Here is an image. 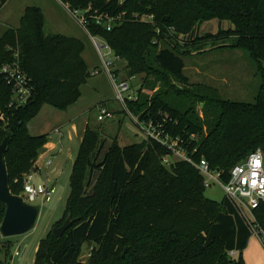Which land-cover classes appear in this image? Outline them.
I'll list each match as a JSON object with an SVG mask.
<instances>
[{
    "label": "trees",
    "instance_id": "obj_1",
    "mask_svg": "<svg viewBox=\"0 0 264 264\" xmlns=\"http://www.w3.org/2000/svg\"><path fill=\"white\" fill-rule=\"evenodd\" d=\"M8 1L0 0V11ZM60 1L71 12L85 13L86 31L127 63L128 79L145 75L149 87V79L155 78L153 88L157 81L162 83L156 95L139 91L136 101L127 102L125 113L179 139L180 149L194 162L205 159L225 183L250 153L264 152V0ZM95 16L116 23L108 30ZM214 20L229 28L199 35V28ZM207 43L211 49L206 50ZM218 49L247 53L261 85L253 104L218 101L216 122L205 135L193 108L172 105L161 92L175 89V79L185 88L178 93L207 100L211 89L187 88L184 59ZM84 50L79 39L47 35L39 7L26 8L20 26L0 38V69L18 62L34 91L26 105L10 107L12 86L0 73V146L8 138L4 158L15 196L23 193L25 177L49 143L48 135L32 136L29 124L45 105L66 112L80 100L92 75ZM101 139L98 132L86 129L65 212L53 229L69 215L74 223L63 237L50 231L40 241L35 264H245L243 253L253 236L249 225L226 196L221 202L205 197L203 178L191 164L177 161L167 166L164 160L171 150L149 137L124 147L116 138L102 156L106 145ZM6 209L0 200V226ZM253 213L264 231V203ZM84 245L91 248L87 261L81 260ZM232 251L238 252V260L230 256Z\"/></svg>",
    "mask_w": 264,
    "mask_h": 264
},
{
    "label": "rangeland",
    "instance_id": "obj_2",
    "mask_svg": "<svg viewBox=\"0 0 264 264\" xmlns=\"http://www.w3.org/2000/svg\"><path fill=\"white\" fill-rule=\"evenodd\" d=\"M28 7H42L48 16V24L45 30L47 35L55 32L51 27L52 19L57 18L70 27L72 35L76 36L85 45L83 53L84 60L92 72L93 69L101 71L99 75L89 78L88 82L82 87V96L80 100L69 108L66 112L59 111L52 106L45 105L40 114L33 119L30 124V133L32 136L49 135L56 139L58 134L55 129L59 126L70 125L73 119L78 120L79 134L74 136L71 141L68 140L70 128L61 132L64 133L62 144L64 146V157L67 155V149L73 151L71 161L68 157L62 166V176L57 180V184L50 190L46 198H42L45 189L42 185L43 178H35L36 189L40 192L39 197L33 203L40 207V214L35 228L27 234L3 237L0 235V262L7 264H35L37 247L50 231H53V225L63 218L67 199L70 194V175L72 172L73 160H75L79 150V136L82 126L88 124L89 127L101 135L104 141L105 151L111 142L118 138L119 144L129 146L140 144L147 139L143 127L137 125V122L124 112L116 99V90L112 84L109 75L104 71L101 58L94 46V41L105 47V43L100 38H93L86 33L83 27L77 23L73 17L67 13V10L59 5L56 0H10L9 3L0 11V38L9 29H17L20 26V20ZM81 14L77 17L81 18ZM228 29V23L219 24L218 21H210L203 24L199 30V35L216 34L219 29ZM221 41L215 44H220ZM211 43L205 45L206 50L211 49ZM108 54V59L113 63L111 70L116 78V68L124 67L126 71V62L117 59L113 52L107 48L103 50ZM106 56V55H105ZM184 74L189 79L187 88L192 90V86H203L211 89L205 101L192 99L189 94L178 93V90L184 91V86L175 79L172 83L175 89H165L161 93L163 98L172 105L184 104L185 109L193 108L195 116L199 118L203 125V131L206 135L210 125H214L216 117L219 114L218 101H228L244 104H253L261 85V78L256 65L252 62L247 53L240 50L218 49L202 54L193 53L186 57ZM124 80H128L125 73ZM119 79V78H118ZM145 75L136 77L131 82L133 96L136 97L139 91L150 96L156 95L162 87V83L157 81L154 86L155 78H150L151 85L148 87ZM166 92H168L166 94ZM208 92V91H207ZM101 103L107 104L113 111H116L115 117L101 122L98 119L99 110L97 106ZM185 111V110H183ZM79 118H82L81 120ZM61 138V137H60ZM106 149V150H105ZM58 160L55 159L56 164ZM95 182V180H94ZM93 182V185H94ZM93 185L91 187H93ZM91 191V189H90ZM205 197L216 202H221L225 195L224 190L219 185H214L205 189ZM23 193H20L22 196ZM9 250L8 254L7 251ZM19 252V256L15 253ZM91 248L87 245L83 247L81 256L82 261H87ZM235 260L239 259L237 255ZM245 264H264V245L258 237L252 236L247 249L243 253Z\"/></svg>",
    "mask_w": 264,
    "mask_h": 264
},
{
    "label": "built area",
    "instance_id": "obj_3",
    "mask_svg": "<svg viewBox=\"0 0 264 264\" xmlns=\"http://www.w3.org/2000/svg\"><path fill=\"white\" fill-rule=\"evenodd\" d=\"M78 14L82 15L81 18L77 17ZM72 15L78 20L79 24L85 28L87 23L85 13L75 11L72 12ZM95 19L97 24L107 28L108 30H111L116 23V20L108 16H95ZM141 20L149 21L152 20V17H143ZM93 42L101 58L103 69L109 75L116 90V99L123 110L127 111V102L137 100V96H133L134 94L132 92L131 85V82L136 78L133 77L128 80L116 78L111 70L113 63L108 59V54L103 53L105 48L109 50L111 49L106 44L105 47H102L96 41L93 40ZM0 73L6 76L7 83L12 86L13 97L10 107H20L26 105L32 97L34 91L33 87L30 85L31 80L21 70L19 63L14 62L13 64L5 65L2 69H0ZM91 74L96 76L100 74V71L94 70ZM128 114L140 127H143V131L146 133L147 137L160 142L162 145L171 150L172 155L164 160V163L167 166L177 161L188 162L202 176L206 188L219 185L224 190L226 197L233 202L239 213L245 219L253 236L258 237L264 245V231L259 226L253 213L255 209L264 203V152L261 149L250 153L243 161L237 164L230 172L229 182L225 183L221 179V173L217 170H213L205 159H202L199 162H194L183 149H180L179 139H173L169 135H163V133L158 130V127L154 126L152 122L149 124L139 123L137 118L133 117L129 112ZM112 118H114L112 111L105 107H101L99 109V121L103 122L106 119ZM1 119H3V117H1ZM57 132L60 133V131ZM193 139L197 140L196 137H193ZM51 164L52 162L49 161V165ZM39 195L40 192L34 185L30 183L24 184V191L22 195L24 201L29 204H33ZM15 255L19 256V252H16ZM237 255L238 252L236 251L230 252L231 257H236Z\"/></svg>",
    "mask_w": 264,
    "mask_h": 264
},
{
    "label": "crops",
    "instance_id": "obj_4",
    "mask_svg": "<svg viewBox=\"0 0 264 264\" xmlns=\"http://www.w3.org/2000/svg\"><path fill=\"white\" fill-rule=\"evenodd\" d=\"M9 1L5 4V6L9 3ZM56 1L59 3V5L63 6L67 10V13L70 15V17H73L72 12L68 9L67 6H65L60 0H56ZM39 8L42 10V12L45 16V30H46L47 24H48V16L46 15V12L44 11V9L42 7H39ZM73 19L77 23H79L78 20L75 19L74 17H73ZM51 27L54 30H56L55 32H58V33H53V34H60V35H64L67 37H72V38L78 39L76 36L72 35L70 27L67 26L65 23L61 22V20L59 21L57 18L52 19ZM83 29L85 30V28H83ZM86 33L88 34L87 31H86ZM91 39H92V37H91ZM123 68L124 67H121V66L116 68V76L121 80H124V77H122V75L125 76V73H126L125 70H123ZM94 70H98V69L95 68L92 70V72ZM100 73H101V71H100ZM101 107H105L108 110L112 111L114 114V117H115L116 111H113L107 104L101 103L97 106V109L99 110ZM70 108H72V107H70ZM79 119L81 120L82 118H79ZM77 122H78V120L75 121V119H73L71 121L70 125L59 126L58 128L55 129V132L58 134L57 138L52 139V137H49V143L46 145L44 152L42 153V155L37 160L32 173L25 177V183H30V184L34 185L35 187H36L35 178L37 176L44 179V181H42L43 182L42 185L45 189V192L43 194L44 197L42 196V198H46L49 195L50 190L57 184V180L61 178V176H62V169L61 168L63 166V163L66 162L67 157H68V161H71V159H72L73 151L69 148L67 149L66 157H64V155H63L65 150H64V146L62 144V141H63L62 139L65 136H64V133L61 132V129L63 128V131H65V130H68L70 128V131H69L70 135L68 136V140L71 141L72 139H74V136H78V134H79V128L80 127L78 126ZM88 127H89L88 124H85L84 126L81 127L82 131H81V135L79 136V146L83 140L84 133ZM29 131H30V127H29ZM57 131H60V133H58ZM55 159L58 160V162L56 164L54 163ZM49 161L52 162L51 165H49ZM73 162H75V160H73ZM73 165H74V163H73ZM72 169H73V166H72ZM70 177H71V175H70Z\"/></svg>",
    "mask_w": 264,
    "mask_h": 264
},
{
    "label": "water",
    "instance_id": "obj_5",
    "mask_svg": "<svg viewBox=\"0 0 264 264\" xmlns=\"http://www.w3.org/2000/svg\"><path fill=\"white\" fill-rule=\"evenodd\" d=\"M8 138L0 146V200L6 204V214L0 226V235L14 237L29 233L35 228L40 214V207L24 201L22 196H15L9 188V177L4 153L7 149ZM74 220L69 215L63 225L54 228L53 234L57 238L63 237L72 227Z\"/></svg>",
    "mask_w": 264,
    "mask_h": 264
}]
</instances>
